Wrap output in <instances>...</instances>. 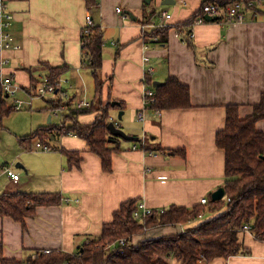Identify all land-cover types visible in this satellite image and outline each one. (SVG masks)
Wrapping results in <instances>:
<instances>
[{
  "label": "crops",
  "instance_id": "0c3cea01",
  "mask_svg": "<svg viewBox=\"0 0 264 264\" xmlns=\"http://www.w3.org/2000/svg\"><path fill=\"white\" fill-rule=\"evenodd\" d=\"M4 1L13 14L11 43L18 48L4 53L9 61L3 72L22 88L19 97L30 93L33 79L46 77L48 65L65 66L61 77L67 81L69 94L88 99L91 106L95 79L85 66L81 42L87 15L91 14L94 26L103 32V102L109 97L119 102L111 110L110 121L116 120L127 134L143 143H157L168 151H146L121 139L114 143L120 150L112 154L111 170L106 171L102 159L90 151L84 139L75 134H53L60 120L54 124L55 117L50 114L48 124L38 126L52 129L48 139L21 143L38 129L20 137L22 149L15 157L20 170L11 166L15 160L9 164L0 156V196L19 191L58 193L61 201L37 206L35 215L24 223L0 216L5 257L23 261L44 250L74 254L98 236L129 200L138 199L154 210L206 205L204 214L195 221L164 225L135 236V246L183 233L224 211H213L208 205V199L225 182L226 156L217 146L216 136L225 128L228 105H237L239 117L245 119L264 94V8L256 19L248 15L242 22L215 20L190 27L204 2L210 0H174L173 5H163L164 0H93L90 4L88 0ZM163 12L172 15L169 30L163 38L146 39L145 45L143 34L157 29L147 23H159ZM145 56L150 58L148 63ZM150 66L154 72L147 74ZM171 78L189 88L191 105L158 110L146 104L145 90L157 92ZM156 82L162 84L155 87ZM51 98L43 100L47 103L44 110L50 113ZM120 111L124 112L121 120ZM96 115L83 114L79 120L91 124ZM256 129L264 133V119L256 123ZM38 142L52 149H39ZM181 150L184 155L169 153ZM68 152L79 153L78 166L74 163L77 157L71 161ZM7 166L18 173L17 183L4 172ZM203 198L206 204L201 203ZM242 233L247 253L200 264H264V241L250 231ZM167 261L182 264L174 258Z\"/></svg>",
  "mask_w": 264,
  "mask_h": 264
},
{
  "label": "trees",
  "instance_id": "16d2710c",
  "mask_svg": "<svg viewBox=\"0 0 264 264\" xmlns=\"http://www.w3.org/2000/svg\"><path fill=\"white\" fill-rule=\"evenodd\" d=\"M92 1L88 0V3ZM248 1L258 0L206 1L195 18L208 3L226 6ZM147 22L148 20L144 21V23ZM168 30L169 28L155 29L146 35V39L156 35L163 38ZM81 42L85 66L92 71L95 79L96 95L90 108L82 109L77 108L75 95L67 100L58 97L50 100L51 108L61 105L68 107V111L63 113L62 121L54 126L56 133L53 134L67 136L73 133L84 139L90 151L102 159L104 169L110 171L112 154L120 150L118 144L114 143L119 142L121 138L111 135L107 128L111 122L114 100L109 97L106 103L103 102L105 83L101 78L104 42L102 30L94 26L89 34L83 32ZM45 69L49 82L54 83L62 76L65 66L48 65ZM40 82L38 79H33L28 91L33 92ZM6 98L0 86L2 116L14 110L13 107L8 108ZM190 105L189 88L171 78L165 86L157 88L156 102L149 106L164 110L187 108ZM119 107H122V103ZM226 109L225 128L216 136L217 146L225 151L226 156L225 197L219 201H213L212 197L208 199L211 210L216 212L224 210L221 214L202 221L197 227L189 228L183 233L145 240L135 246L132 243L135 236L144 235L152 228L195 221L204 214L206 205L200 204L192 208L172 205L165 209L164 213L155 212L143 220H136L134 212L138 208L139 200H129L113 214L111 222L104 224L98 236L90 238L74 254L53 251L49 254L38 253L39 255L34 258L29 257L18 261L4 256V245L0 242V264H169L167 258H174L182 264H200L201 261L247 253L241 238L244 225H250V232L257 239L264 241V133L256 129V123L264 119V94L260 102L254 106L253 114L245 119L239 117L237 105H228ZM89 113H97L95 121L91 124H82L79 117ZM51 130V128H40L20 141L24 143L26 140L48 139V133L53 132ZM134 143L139 144L146 151L168 152L157 143H143L141 138ZM169 153L185 154L183 150L169 151ZM67 154L70 155L71 161L74 156L77 157L74 163L78 166L79 153L68 152ZM60 201L58 193L7 192L0 196V216L24 223L27 217L35 215L37 206L55 205ZM121 239L128 241L125 246L118 244ZM120 249H123V253L119 252Z\"/></svg>",
  "mask_w": 264,
  "mask_h": 264
},
{
  "label": "built area",
  "instance_id": "2783aa9c",
  "mask_svg": "<svg viewBox=\"0 0 264 264\" xmlns=\"http://www.w3.org/2000/svg\"><path fill=\"white\" fill-rule=\"evenodd\" d=\"M264 8V0L258 1H248V2H237L234 4L220 6L217 3H208L205 4L202 8V12L198 15L194 22L189 26L197 25L199 23L205 22L206 16H218V20H223L226 22H242L248 18V15H252V18L256 19L261 9ZM118 13H122V9H117ZM172 15L168 12H163L160 16V22L154 23L149 21L150 24L154 28H169V20ZM13 22V14L9 10L7 4L4 0H0V86L3 90V93L12 98L13 107L16 110L24 109V108H32L34 106V102L37 99L48 100L50 97H54L57 95L59 99L67 100L71 94L68 92V88L66 87L67 81L60 77V79L54 83H50L47 77H44L40 84L34 89L33 92L27 94L25 98H20L17 95L22 91V88L15 82L14 78L11 75L4 74L3 66L6 65L9 61L7 57L4 56L6 51H9L13 48L17 49L18 47H13L11 43V34L10 28ZM94 27L93 16L91 14L87 15L85 25L83 28V32L85 34H89L91 28ZM192 32V31H191ZM146 33L143 34V40L145 45H148L146 42ZM193 37V33L190 34ZM157 40V38H155ZM150 58L148 56L144 57V62L148 63ZM154 72V68L152 66L148 67L147 74H152ZM146 104H154L156 102V92L152 90H145L144 93ZM55 99V98H51ZM50 103L49 105H51ZM76 106L79 109L89 108L90 102L86 98H79L76 101ZM68 111V107L61 105L60 107L51 108V112L53 117L58 118L60 122L63 119V113ZM157 114L160 115L161 112L157 111ZM142 116V115H141ZM118 127L119 124L116 120H112ZM69 135H74L73 133H69ZM36 147L39 149H43L45 151H49L52 149L50 145H45L41 142L36 143ZM4 172L6 175L12 179L15 183L19 181V175L15 172V170L9 166L4 168ZM202 204L207 203V199L203 198L201 200ZM165 209L154 210L146 205L145 202L140 201L138 203V208L134 212V218L136 220H143L145 217L158 212L164 213ZM202 215H200L201 217ZM251 226L246 224L243 226V231H250ZM128 241L126 239H121L118 241L120 246H125ZM42 253H50V250L41 251ZM120 253H123V249L119 250ZM41 254V253H40Z\"/></svg>",
  "mask_w": 264,
  "mask_h": 264
},
{
  "label": "rangeland",
  "instance_id": "374dc122",
  "mask_svg": "<svg viewBox=\"0 0 264 264\" xmlns=\"http://www.w3.org/2000/svg\"><path fill=\"white\" fill-rule=\"evenodd\" d=\"M89 79L90 81L93 80L91 78ZM90 88L93 89V86L91 84ZM20 97L25 98V96L22 97V94L20 95ZM54 97H57V95ZM13 101L14 100L12 98H6L8 106H11L13 104ZM46 104L47 103L42 101L41 99H37L35 100L33 109L28 108L22 110H13L12 112L4 116H2V114L0 113V156H2V158L6 160L5 162L9 164L13 163V161L15 160V163H13V165L11 166L17 170H20L16 167V164L20 161L18 159V161L16 162L15 157L17 155V152L21 151L22 149L19 139L20 137H23V135L30 134L33 131L37 130L39 124H48V117L52 113L44 110ZM58 121L59 119L55 118L54 124H56ZM50 141L51 140H49V142ZM3 165L4 163H2V166ZM147 236H149V234Z\"/></svg>",
  "mask_w": 264,
  "mask_h": 264
},
{
  "label": "water",
  "instance_id": "95a60500",
  "mask_svg": "<svg viewBox=\"0 0 264 264\" xmlns=\"http://www.w3.org/2000/svg\"><path fill=\"white\" fill-rule=\"evenodd\" d=\"M175 2L174 0H164L163 5H173ZM219 17L218 16H206V20L207 21H215L218 20ZM162 83H154V86H159ZM119 102H112V106H118ZM123 111H120L119 113V120H121L123 118ZM109 132L111 133V135L115 136V137H119L125 141H129V142H137L139 141V138L136 136H132L127 134L122 128L118 127L114 122H110L107 126ZM19 167V166H17ZM225 197V188L221 187L219 188L217 191H215L212 194V200L213 201H219L221 199H223Z\"/></svg>",
  "mask_w": 264,
  "mask_h": 264
}]
</instances>
